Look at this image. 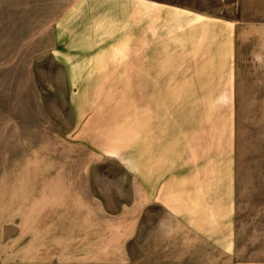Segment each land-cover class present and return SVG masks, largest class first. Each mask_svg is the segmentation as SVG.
Instances as JSON below:
<instances>
[{
  "label": "rangeland",
  "instance_id": "374dc122",
  "mask_svg": "<svg viewBox=\"0 0 264 264\" xmlns=\"http://www.w3.org/2000/svg\"><path fill=\"white\" fill-rule=\"evenodd\" d=\"M71 1L0 0V264H264V0H148L143 71L75 72Z\"/></svg>",
  "mask_w": 264,
  "mask_h": 264
},
{
  "label": "crops",
  "instance_id": "0c3cea01",
  "mask_svg": "<svg viewBox=\"0 0 264 264\" xmlns=\"http://www.w3.org/2000/svg\"><path fill=\"white\" fill-rule=\"evenodd\" d=\"M68 4L59 19L52 22L49 48L56 61L67 64L64 71L92 70L79 66L99 59L106 64L117 62L125 66L103 70H144L139 67L144 65V54L139 53L137 44L140 39L139 24L144 23V19L140 21V14L144 13V9L147 13L150 8V23L153 24L154 1L72 0ZM25 9L26 6L20 4V13H25ZM98 41H105L102 48H99ZM116 41H121L119 47Z\"/></svg>",
  "mask_w": 264,
  "mask_h": 264
}]
</instances>
